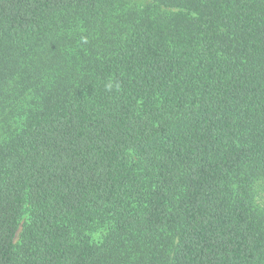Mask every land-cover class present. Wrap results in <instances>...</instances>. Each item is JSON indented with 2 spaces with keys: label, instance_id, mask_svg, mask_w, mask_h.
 <instances>
[{
  "label": "trees",
  "instance_id": "obj_1",
  "mask_svg": "<svg viewBox=\"0 0 264 264\" xmlns=\"http://www.w3.org/2000/svg\"><path fill=\"white\" fill-rule=\"evenodd\" d=\"M123 1L0 0V264H264V0Z\"/></svg>",
  "mask_w": 264,
  "mask_h": 264
},
{
  "label": "rangeland",
  "instance_id": "obj_2",
  "mask_svg": "<svg viewBox=\"0 0 264 264\" xmlns=\"http://www.w3.org/2000/svg\"><path fill=\"white\" fill-rule=\"evenodd\" d=\"M123 2H124V7H127V6L139 7V6L143 5L145 1L144 0H124ZM27 218H28V215H27V212H26L22 216V219L20 221V225L23 222H25L27 220ZM103 232H104L103 229H99V230L93 232L92 235H91L92 239L95 242L99 241L101 239V237L103 236ZM19 233H20V228H19V231H18V235H19Z\"/></svg>",
  "mask_w": 264,
  "mask_h": 264
}]
</instances>
